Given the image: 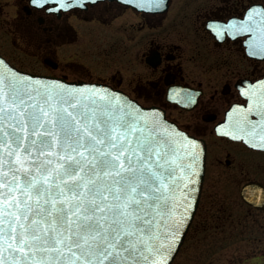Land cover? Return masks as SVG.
Returning <instances> with one entry per match:
<instances>
[{
	"label": "snow or ice",
	"instance_id": "obj_1",
	"mask_svg": "<svg viewBox=\"0 0 264 264\" xmlns=\"http://www.w3.org/2000/svg\"><path fill=\"white\" fill-rule=\"evenodd\" d=\"M242 16L207 26L247 33L249 52L264 56V5L253 2ZM257 84L241 88L247 105H233L217 131L264 147V81ZM149 111L95 85L22 73L0 57V264H169L202 149Z\"/></svg>",
	"mask_w": 264,
	"mask_h": 264
},
{
	"label": "flooded vegetation",
	"instance_id": "obj_2",
	"mask_svg": "<svg viewBox=\"0 0 264 264\" xmlns=\"http://www.w3.org/2000/svg\"><path fill=\"white\" fill-rule=\"evenodd\" d=\"M253 2L264 5L166 0L151 10L96 0L57 11L53 0L43 8L0 0V53L12 64L118 88L205 143L201 197L183 245L194 238L231 248L226 264H264V147L216 128L233 105H247L241 88L264 81V56L249 52L247 35L207 25L243 18Z\"/></svg>",
	"mask_w": 264,
	"mask_h": 264
},
{
	"label": "water",
	"instance_id": "obj_3",
	"mask_svg": "<svg viewBox=\"0 0 264 264\" xmlns=\"http://www.w3.org/2000/svg\"><path fill=\"white\" fill-rule=\"evenodd\" d=\"M91 2H94L96 0H90ZM119 1H123L125 2L126 4H132V5H135L137 6V3L136 1L137 0H132V1H135L134 3H132L131 0H119ZM160 7H158L157 9H159ZM0 57H2L6 63L13 67L14 69L22 72V73H25V74H29V75H32V76H35L37 78H40L42 80H47L49 82L51 81H58L60 82L61 84L63 85H66V86H73V87H77V88H82L84 86H88V87H91L93 85L97 86V87H101L103 89H106V90H110V91H113V92H116V93H119L121 95H123L124 97H126L127 99H129L130 101H133L135 102L136 104H138L139 106H141L143 109H146V110H150L149 111V115H156L157 117H162L164 120H166L170 125H174L177 129H179L180 131H183L182 129H180L176 123L172 122V121H169L165 115H164V112L158 108H155V107H145L141 104H139L138 102L130 99L126 94H124L122 91L120 90H117V89H114L108 85H105V84H101V83H92V82H75V81H67V80H64V79H61V78H57V77H52V76H45V75H38V74H33V73H29V72H25V71H22L14 66H12L3 56L0 55ZM185 132V131H183ZM187 133V132H185ZM188 134V133H187ZM189 135V134H188ZM191 136V135H189ZM193 137V136H191ZM194 138V137H193ZM196 139V138H195ZM197 141L200 142V147L202 149V152H201V160H200V168L198 169V173H197V176L194 178V191H193V197H192V205L190 206L189 208V216H188V219H187V224L185 226V229L183 231V233L181 234V237H180V240L181 242L178 243L175 247L179 250L183 240H184V237L189 229V226H190V223L193 219V216L195 214V211H196V208H197V204H198V201H199V197H200V192H201V187H202V182H203V177H204V170H205V146H204V143L198 139H196ZM178 250L174 251L173 254H172V258L170 259L169 261V264L172 263L174 257L176 256Z\"/></svg>",
	"mask_w": 264,
	"mask_h": 264
},
{
	"label": "rangeland",
	"instance_id": "obj_4",
	"mask_svg": "<svg viewBox=\"0 0 264 264\" xmlns=\"http://www.w3.org/2000/svg\"><path fill=\"white\" fill-rule=\"evenodd\" d=\"M227 250L232 249L206 246L196 243L194 238H190L180 248L172 264H226L229 254Z\"/></svg>",
	"mask_w": 264,
	"mask_h": 264
}]
</instances>
